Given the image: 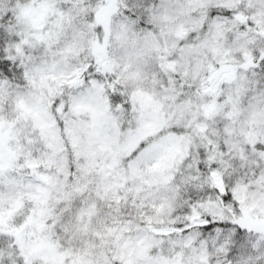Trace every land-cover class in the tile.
Masks as SVG:
<instances>
[{"label":"snow or ice","instance_id":"obj_1","mask_svg":"<svg viewBox=\"0 0 264 264\" xmlns=\"http://www.w3.org/2000/svg\"><path fill=\"white\" fill-rule=\"evenodd\" d=\"M0 264H264V0H0Z\"/></svg>","mask_w":264,"mask_h":264}]
</instances>
